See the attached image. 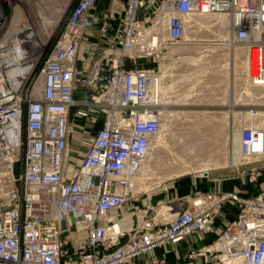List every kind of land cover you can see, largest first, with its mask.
<instances>
[{"label": "built area", "instance_id": "built-area-1", "mask_svg": "<svg viewBox=\"0 0 264 264\" xmlns=\"http://www.w3.org/2000/svg\"><path fill=\"white\" fill-rule=\"evenodd\" d=\"M96 2L76 0L48 53L38 49L20 75L34 30L3 39L20 7L0 0V264H131L207 233L215 239L205 253L218 264H264V188L241 196L208 172L201 177L212 187L186 196L170 220L132 221L133 183L161 124L158 70L136 61L179 44L194 14L224 15L248 49L251 85L264 89V0H123L118 28L100 29L101 60L87 73L78 51L98 30ZM245 115L237 176L250 189L264 176V102ZM228 206L233 218L216 225Z\"/></svg>", "mask_w": 264, "mask_h": 264}, {"label": "rangeland", "instance_id": "rangeland-1", "mask_svg": "<svg viewBox=\"0 0 264 264\" xmlns=\"http://www.w3.org/2000/svg\"><path fill=\"white\" fill-rule=\"evenodd\" d=\"M101 1L97 0L94 9L98 12V30L83 41L85 43L90 39L92 44L89 47L81 43L78 51V58L81 60L79 65L84 64L87 73L93 71L97 61L101 60L102 51L96 45L100 41L104 43L100 29L115 32L122 12L123 0H110V5L99 8ZM16 2L19 4L23 20L28 21L34 30L40 52L48 53L53 39L66 21L76 0H16ZM32 10L36 13L34 22L31 19ZM56 12L58 18L52 16ZM159 16L161 15L157 12L158 31L163 35L164 24ZM214 16L194 14L190 17V28L186 37L179 44L159 47L154 58L136 61V65L144 63L154 66L158 74L163 76L159 79L162 78L161 84L166 93L163 99L161 98L160 112L163 110L166 115V128L164 126L162 130H158L153 137V140L158 139V142L150 146L151 159L146 164L148 168L150 165V171H147L145 181L149 179L151 172L156 174L150 181L149 187H151L138 192L140 197L132 203L137 213V218L132 219L134 223L146 214L155 217L159 222L170 220V214L177 211L174 207L183 203L185 205L186 196L191 192L190 187L204 175L197 173L201 168L197 169L196 166L209 164L208 172L212 173V179L223 178V182L228 176L235 177L237 168L241 169L237 162L239 147L237 148L238 143L235 145V142L239 140L241 128L249 123V118L245 115L249 104L262 102L243 100L246 97L243 89H256L250 83L247 84V75H245V83L234 68V59L235 62L243 61L238 57L233 58L234 48L239 47L238 49L242 51L245 47L233 41L228 25L224 32L218 31ZM44 22H46L45 27ZM48 22H51V26H47ZM43 27L45 30L41 32L40 28ZM244 61L248 64L247 57ZM40 67L41 65H38L33 80L37 77ZM247 71L248 66L244 74ZM238 83L241 84L240 89ZM238 92H242L241 97H235ZM230 101L236 103L231 105ZM258 113L261 115L260 112ZM255 122L260 123V119H255ZM193 143H196V147ZM189 146L193 147L192 150ZM23 154L21 151L17 171L21 169ZM186 158L187 161H184ZM182 191L186 193L178 194ZM148 200L152 203L149 207ZM165 206H170L175 211H167Z\"/></svg>", "mask_w": 264, "mask_h": 264}, {"label": "crops", "instance_id": "crops-1", "mask_svg": "<svg viewBox=\"0 0 264 264\" xmlns=\"http://www.w3.org/2000/svg\"><path fill=\"white\" fill-rule=\"evenodd\" d=\"M108 5H110V0H102L101 7L99 8ZM89 42H91L90 39ZM85 43L86 45L89 44L88 42ZM234 53L235 51L233 50V58H234ZM243 53L244 52L241 50L238 52L239 57L241 59H243L244 57ZM238 86L240 89L241 84L238 83ZM239 94L240 92H238L235 95V97H238ZM234 103L236 102H232L230 104L233 105ZM236 120L239 121V119ZM209 177L210 178L213 177L212 173H209ZM261 181L262 183L260 185H254L250 187V189H248L243 186L242 184L243 181L241 178H238L236 172L235 177L232 176L226 177V181L223 182L222 186L223 189L227 191H231L233 189H239L241 191V196H247L251 191L256 192L257 189L259 190L264 188V176L261 178ZM211 187L212 184L209 180L200 177L197 183L190 187V191H191L190 194L194 191H206L209 190ZM185 193L186 191H182V193L179 192L178 194L183 195ZM148 202L149 203L147 204V206L149 207V205H152V203L150 200H148ZM221 212H222L221 215H219L215 221L216 225L219 226H221L222 224L233 218L235 214V209L233 207L228 206L225 207ZM214 239H215V235L212 233L203 234L202 236L194 235L183 240L182 242L176 245H167L163 250L158 249L153 253L146 255L144 258H140L134 261L131 264H144L145 262H147L148 264H218L217 261L213 259L210 254L205 253L204 250V248L210 245Z\"/></svg>", "mask_w": 264, "mask_h": 264}, {"label": "bare ground", "instance_id": "bare-ground-1", "mask_svg": "<svg viewBox=\"0 0 264 264\" xmlns=\"http://www.w3.org/2000/svg\"><path fill=\"white\" fill-rule=\"evenodd\" d=\"M43 1H47V0H43ZM67 2V1H66ZM65 2V3H66ZM29 4V3H28ZM63 6H64V4H62ZM36 9L37 10H39V8L38 7H36ZM34 10V9H33ZM32 10V12H31V19L33 20V22H34V18H35V16H36V13L34 12ZM62 11V10H61ZM58 13L56 12L55 13V15H52L54 18H58L56 15H57ZM44 15V14H43ZM199 15V14H198ZM45 16V15H44ZM46 17V16H45ZM207 17V16H206ZM206 17H204V18H206ZM44 18V17H43ZM162 18H163V16H162ZM45 19V18H44ZM213 19L215 20V24L217 25V28L219 29L218 31H220V32H224V29L226 28V26L228 25V23H229V18L227 17V16H222V15H215L214 17H213ZM213 19H211V20H213ZM52 20V19H51ZM189 20H191V19H189ZM200 20V19H199ZM213 20V21H214ZM48 21V20H47ZM206 21V20H205ZM209 22V21H208ZM45 24H46V22H44V27H45ZM37 25V24H36ZM29 26H31L30 24H29V22L28 21H25V20H23V18H22V12H21V10H19V9H17V10H15L14 11V13H13V15L11 16V21H10V25H9V27H8V30H7V32H5V34H4V36H3V39L4 38H7V37H9L10 35H13V36H16V35H19V34H25L26 35V32H25V29L27 28V27H29ZM47 26H51V22H48V25ZM215 26V25H214ZM44 27L43 28H40L41 30V32L43 31V30H45L44 29ZM216 27V26H215ZM12 28H13V30H12ZM230 29V28H229ZM34 34V32L32 33V35ZM44 35V34H43ZM226 36H227V34H226ZM33 38V37H32ZM41 40V42H43L42 41V39H40ZM40 42V43H41ZM86 44V43H85ZM13 47L14 48H17V46H16V43L15 42H13ZM39 49V43H37L36 42V40H34V39H31V51H30V53L28 54V60L25 62V63H28V64H26V66L24 67V68H22V69H20L19 71H16L15 73H17V74H23V73H25L27 70H28V68H29V66H30V64H31V62L32 61H34V59H35V54H36V52H37V50ZM243 50V54H244V57H243V61H238V62H240V63H238V62H235L236 60L234 59V68L236 69V72H238L237 74H238V76H239V78L242 80H244V82H245V75H247L248 76V71H247V73L246 74H244V70L247 68V66H248V70H249V57H248V49H244V48H242ZM234 51H235V53H234V57H238V58H240L239 57V54H238V52L240 51L238 48H234ZM245 57H247V63L248 64H245L244 62V60H245ZM17 60V58H14V62ZM242 60V59H241ZM167 64V63H166ZM165 64V65H166ZM162 68V67H161ZM166 68V67H165ZM165 68H164V70H165ZM160 72H161V70H160ZM240 72V73H239ZM159 73V72H158ZM162 76V74H158V76H157V81H158V83H157V87H158V90L160 91V102H161V100L163 99V95H164V93H166V90L164 89V87L162 86V84H161V80L160 79H162V78H160L159 79V77H161ZM237 76V77H238ZM163 77V76H162ZM248 80H249V76H248V78H247ZM246 79V80H247ZM247 80V84H249L250 83V81H248ZM246 83V82H245ZM246 84V85H247ZM39 85H40V82H39ZM39 85L37 86V87H39ZM250 85H251V83H250ZM252 86V85H251ZM242 90V89H241ZM246 90V92H244ZM243 89V94L246 96L245 97V99H243L244 101H259V102H264V89H258V88H256V89H253V88H251V89ZM236 92V91H235ZM242 93V92H241ZM241 93L239 94V97H241ZM247 93V94H246ZM258 94H260V95H262V96H257ZM252 97H254L253 98V100H252ZM162 98V99H161ZM238 101V100H237ZM167 103V102H166ZM232 103V102H231ZM238 103V102H237ZM161 104V103H160ZM260 112H262V111H260ZM171 114V113H170ZM169 114V115H170ZM259 114V113H258ZM260 115V114H259ZM165 118H166V115H165V113H164V111L162 110L161 111V124H160V129L162 130L163 129V127L165 126ZM169 120V119H168ZM166 122H167V120H166ZM249 124V123H248ZM251 125H253L252 123H251ZM247 126V125H246ZM165 128H166V126H165ZM159 129V130H160ZM160 132V131H159ZM157 133V132H156ZM161 134V133H160ZM160 134H159V136H160ZM239 134H240V132H239ZM155 136V135H154ZM158 137V136H157ZM156 137V138H157ZM234 140V139H233ZM154 142L156 143V142H158V139H156L155 141L153 140V138H152V141H151V143H150V146H152L153 144H154ZM238 143V145H237V148L239 147V140H238V142H235V145ZM194 144V143H193ZM195 145V147H196V143L194 144ZM184 146V145H183ZM197 146L199 147V144H197ZM192 148L193 147H190L189 146V149L190 150H192ZM150 149H152V147L150 148ZM235 149V148H234ZM195 150V149H194ZM198 150V149H197ZM151 151V150H150ZM196 151V150H195ZM150 156H151V152H149V156H148V159H147V161L148 162H146L145 163V165H144V167H143V169H142V172H141V174L139 175V177L136 179V181H134V183H133V185H134V191H138V192H140L141 190H148V188H150L149 187V185H150V181H151V179L155 176V172L154 173H152L151 172V174H150V177H149V179L147 178V180L145 181V178H146V176L148 175V173H147V171H150V165H149V168H148V165L146 166V164L147 163H149V160L151 159L150 158ZM190 158V157H189ZM184 161H187V158L184 160ZM209 161V160H208ZM180 162H182V161H180ZM237 162H239L240 163V157H239V155H238V159H237ZM189 163V162H188ZM188 163H185V164H188ZM209 165V164H208ZM208 165L206 166V165H200V166H196L195 168H197V169H199V168H201V170H197V173H206V172H208L209 171V168H208ZM219 166V165H218ZM211 167V166H210ZM194 167L192 166V168L191 169H193ZM195 172H196V170H195ZM152 174H153V176H152ZM159 180V179H158ZM163 180V179H162ZM156 181V180H155ZM147 182V183H146ZM160 182V181H159ZM153 184L155 183V182H152ZM156 183H157V181H156ZM166 208H167V211H168V209H170L171 207L169 206H165ZM165 211V210H164ZM175 211V210H174ZM172 216H173V214H172ZM168 217V216H167Z\"/></svg>", "mask_w": 264, "mask_h": 264}]
</instances>
